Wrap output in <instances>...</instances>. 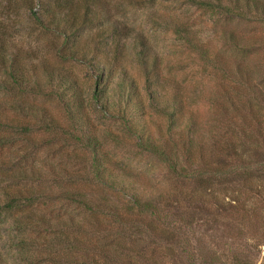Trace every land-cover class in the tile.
Returning <instances> with one entry per match:
<instances>
[{
  "label": "rangeland",
  "instance_id": "rangeland-1",
  "mask_svg": "<svg viewBox=\"0 0 264 264\" xmlns=\"http://www.w3.org/2000/svg\"><path fill=\"white\" fill-rule=\"evenodd\" d=\"M96 2L101 22L118 27L128 42H146L160 61L168 96L182 104L180 126L170 133L167 117L150 107L146 113L151 136L166 138L174 151L178 175L141 147L123 120L85 97L83 113L107 156L108 172L136 194L162 196L157 205L171 227L163 226V236L173 237L165 244L157 241L158 231L157 237H141L146 254L157 264H264V0ZM12 10L2 9L0 16L15 48L33 53L22 62L30 76L45 81L42 58L75 72L91 91L87 67L60 63L49 47L53 36L24 10ZM129 56L127 66L133 65ZM4 80L0 74V198L20 196L16 205H22L0 215V264H23L24 253L40 259L44 249L53 248L46 228L56 220L86 224V218L105 217L108 210L131 216L128 191L93 177L91 162L98 155L85 146L59 99L11 91ZM32 107L37 112H28ZM44 116L52 125L41 122ZM107 130L118 140L105 138ZM35 191L43 194L22 197ZM67 192L82 195L96 211L73 203Z\"/></svg>",
  "mask_w": 264,
  "mask_h": 264
},
{
  "label": "trees",
  "instance_id": "trees-1",
  "mask_svg": "<svg viewBox=\"0 0 264 264\" xmlns=\"http://www.w3.org/2000/svg\"><path fill=\"white\" fill-rule=\"evenodd\" d=\"M14 8L27 12L37 28L53 36L48 42L49 47L60 63L69 67L74 64L87 67V74L92 78V89H83L79 76L72 70L62 66L57 68L42 58L38 64L45 81L31 77L22 62L27 56L31 59L33 53L15 48L10 27L6 19L0 16V74L5 78L2 85L11 91L16 89L57 97L71 118L72 125L81 129L87 144L85 146L98 155L91 162L93 177L119 190L128 191L134 206L127 211L131 216L108 210L105 217L86 218V224L72 218L56 220L54 228H46L52 234L48 243L53 248L44 249L43 256L36 260L28 253L22 254L23 264H157L152 254H146L147 248L139 240L158 231L162 235H153L157 241L169 243L167 241L172 233L169 239H165L163 226L171 227L164 223L157 205L162 196L158 195L156 199L155 194H136L133 188L108 172L105 165L107 156L101 153V142L96 131L90 128V120L83 113V108L85 97L99 103L105 113L123 120L128 131L138 136L141 147L160 156L168 164L169 170L179 175L178 160L174 151L170 154L167 139L152 137L149 120L146 119L150 107L167 117L169 133L172 128L180 126L177 112L182 110L181 100L174 95L168 96L161 80L160 61L152 55L145 41L128 42V36H123L118 27L106 20L101 22V11L96 0H0V14L2 9L13 12ZM88 37L90 46L86 42ZM129 55H132L133 65L127 66L124 63ZM30 71L34 73L36 69ZM140 76L142 83L138 81ZM32 108L28 112H37ZM52 121L50 117L41 118L45 126L52 125ZM104 135L112 141L118 140L109 130ZM32 178L40 179L35 175ZM69 180L74 181L72 177ZM30 194L32 196L22 197L36 199L43 193L35 191ZM65 196L90 212L96 211L82 195L67 192ZM17 201H21L20 196H8L5 201L0 198V215L22 205H16Z\"/></svg>",
  "mask_w": 264,
  "mask_h": 264
}]
</instances>
